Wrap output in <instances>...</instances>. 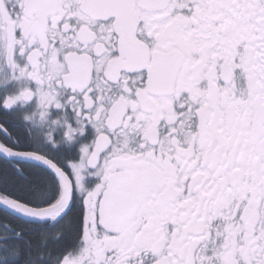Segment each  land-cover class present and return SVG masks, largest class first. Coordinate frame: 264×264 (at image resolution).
I'll use <instances>...</instances> for the list:
<instances>
[{
  "label": "snow or ice",
  "instance_id": "6c2138e0",
  "mask_svg": "<svg viewBox=\"0 0 264 264\" xmlns=\"http://www.w3.org/2000/svg\"><path fill=\"white\" fill-rule=\"evenodd\" d=\"M0 264H264V0H0Z\"/></svg>",
  "mask_w": 264,
  "mask_h": 264
}]
</instances>
